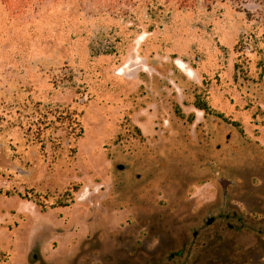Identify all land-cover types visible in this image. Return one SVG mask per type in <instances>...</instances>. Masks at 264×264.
I'll return each instance as SVG.
<instances>
[{
	"label": "rangeland",
	"instance_id": "1",
	"mask_svg": "<svg viewBox=\"0 0 264 264\" xmlns=\"http://www.w3.org/2000/svg\"><path fill=\"white\" fill-rule=\"evenodd\" d=\"M158 1L7 28L0 264H264V0Z\"/></svg>",
	"mask_w": 264,
	"mask_h": 264
},
{
	"label": "trees",
	"instance_id": "2",
	"mask_svg": "<svg viewBox=\"0 0 264 264\" xmlns=\"http://www.w3.org/2000/svg\"><path fill=\"white\" fill-rule=\"evenodd\" d=\"M47 0H0V48L5 38H9L6 30L14 20L23 21V25L28 24V28L25 30V36L28 38H39L41 42L47 40H54L56 34L54 30H47L46 27H53L59 21L64 22L67 20H73L72 17L66 15L64 8L69 6H63V3L68 1L78 4L82 10H85L88 14L94 17L102 15H111L122 20H129L133 23L139 22V13L143 7L156 4L160 2L158 0H52L56 3L55 7L48 10L46 13H42L43 4ZM174 6L177 9L195 7L198 0H173ZM238 2V1H237ZM59 3V7L58 6ZM165 3L159 5V9L163 10ZM65 5V3H64ZM64 7V8H63ZM199 109L206 111L207 106L205 104H197ZM48 113V112H47ZM47 113L41 114L43 116L41 123H51L52 119H48ZM59 116V115H58ZM57 116V117H58ZM64 122V119L63 121ZM74 123L78 129L76 136L83 134V128L79 120L74 119ZM74 152V149H71Z\"/></svg>",
	"mask_w": 264,
	"mask_h": 264
},
{
	"label": "flooded vegetation",
	"instance_id": "3",
	"mask_svg": "<svg viewBox=\"0 0 264 264\" xmlns=\"http://www.w3.org/2000/svg\"><path fill=\"white\" fill-rule=\"evenodd\" d=\"M202 111H204V110H202ZM166 124H167V120L164 121V125H166ZM116 167H117V169H119L120 171H128L127 165H124V164L119 163V164H117ZM129 174L132 176L133 173L130 172ZM139 177H140V174H139V173H136V178H139ZM209 220H210V222H209ZM212 220H213V218L210 217V218L207 220V223H211ZM192 236H193V237L196 236V231H194V232L192 233ZM205 244H206V240H205Z\"/></svg>",
	"mask_w": 264,
	"mask_h": 264
},
{
	"label": "water",
	"instance_id": "4",
	"mask_svg": "<svg viewBox=\"0 0 264 264\" xmlns=\"http://www.w3.org/2000/svg\"><path fill=\"white\" fill-rule=\"evenodd\" d=\"M209 222H210V220H209ZM36 257H37V255H36V253H34V252H32V253L29 255V259H30V261L35 260Z\"/></svg>",
	"mask_w": 264,
	"mask_h": 264
},
{
	"label": "bare ground",
	"instance_id": "5",
	"mask_svg": "<svg viewBox=\"0 0 264 264\" xmlns=\"http://www.w3.org/2000/svg\"><path fill=\"white\" fill-rule=\"evenodd\" d=\"M185 71V70H184Z\"/></svg>",
	"mask_w": 264,
	"mask_h": 264
}]
</instances>
